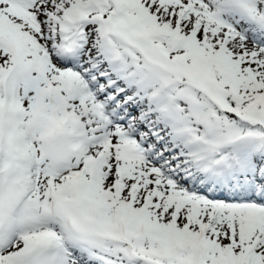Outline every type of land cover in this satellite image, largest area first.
<instances>
[{"label": "snow or ice", "instance_id": "1", "mask_svg": "<svg viewBox=\"0 0 264 264\" xmlns=\"http://www.w3.org/2000/svg\"><path fill=\"white\" fill-rule=\"evenodd\" d=\"M0 264H264V0H0Z\"/></svg>", "mask_w": 264, "mask_h": 264}]
</instances>
